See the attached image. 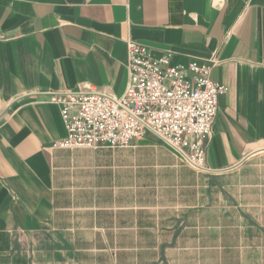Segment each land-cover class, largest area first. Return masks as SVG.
<instances>
[{
    "label": "crops",
    "instance_id": "obj_1",
    "mask_svg": "<svg viewBox=\"0 0 264 264\" xmlns=\"http://www.w3.org/2000/svg\"><path fill=\"white\" fill-rule=\"evenodd\" d=\"M127 40L215 60L206 171L152 133L51 147L48 94L123 95ZM0 264H264V0H0Z\"/></svg>",
    "mask_w": 264,
    "mask_h": 264
},
{
    "label": "built area",
    "instance_id": "obj_2",
    "mask_svg": "<svg viewBox=\"0 0 264 264\" xmlns=\"http://www.w3.org/2000/svg\"><path fill=\"white\" fill-rule=\"evenodd\" d=\"M128 82L121 96L87 84L76 91L48 94L58 107L66 136L53 149H127L135 138L152 133L193 170L206 171L205 151L224 84L210 80L215 60L172 65L149 48L125 41Z\"/></svg>",
    "mask_w": 264,
    "mask_h": 264
}]
</instances>
